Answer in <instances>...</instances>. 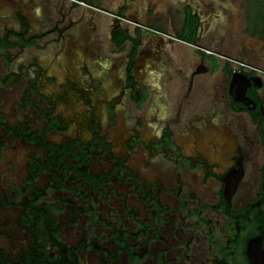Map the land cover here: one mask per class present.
Instances as JSON below:
<instances>
[{
  "label": "flooded vegetation",
  "instance_id": "af4514ba",
  "mask_svg": "<svg viewBox=\"0 0 264 264\" xmlns=\"http://www.w3.org/2000/svg\"><path fill=\"white\" fill-rule=\"evenodd\" d=\"M233 2L0 0V264H264V35Z\"/></svg>",
  "mask_w": 264,
  "mask_h": 264
},
{
  "label": "rangeland",
  "instance_id": "374dc122",
  "mask_svg": "<svg viewBox=\"0 0 264 264\" xmlns=\"http://www.w3.org/2000/svg\"><path fill=\"white\" fill-rule=\"evenodd\" d=\"M236 5L237 7L246 10L248 7V0H234V2L231 4V6ZM237 25V24H235ZM235 29H238V27H234ZM243 25L241 24L239 27V30H241V35L244 37L243 33ZM245 53L248 56H253L255 54V57H259V55L264 58V40L262 39H248L246 38L245 41ZM159 48L156 47L155 50H158ZM160 51V49L158 50Z\"/></svg>",
  "mask_w": 264,
  "mask_h": 264
},
{
  "label": "trees",
  "instance_id": "16d2710c",
  "mask_svg": "<svg viewBox=\"0 0 264 264\" xmlns=\"http://www.w3.org/2000/svg\"><path fill=\"white\" fill-rule=\"evenodd\" d=\"M249 8L250 29L256 27L257 31L264 35V0H249Z\"/></svg>",
  "mask_w": 264,
  "mask_h": 264
},
{
  "label": "crops",
  "instance_id": "0c3cea01",
  "mask_svg": "<svg viewBox=\"0 0 264 264\" xmlns=\"http://www.w3.org/2000/svg\"><path fill=\"white\" fill-rule=\"evenodd\" d=\"M188 51V50H187Z\"/></svg>",
  "mask_w": 264,
  "mask_h": 264
}]
</instances>
